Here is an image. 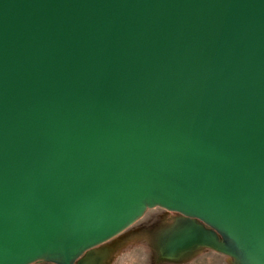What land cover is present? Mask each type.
I'll list each match as a JSON object with an SVG mask.
<instances>
[{"label":"water","instance_id":"95a60500","mask_svg":"<svg viewBox=\"0 0 264 264\" xmlns=\"http://www.w3.org/2000/svg\"><path fill=\"white\" fill-rule=\"evenodd\" d=\"M140 240L264 264V0H0V264Z\"/></svg>","mask_w":264,"mask_h":264},{"label":"rangeland","instance_id":"374dc122","mask_svg":"<svg viewBox=\"0 0 264 264\" xmlns=\"http://www.w3.org/2000/svg\"><path fill=\"white\" fill-rule=\"evenodd\" d=\"M161 209L160 207L149 209L135 225L145 222L152 217L155 218L154 215L161 211ZM112 264H156V262L153 259V252L148 242L140 240L132 242L121 251ZM168 264H229V262L225 254L212 249H206L188 262Z\"/></svg>","mask_w":264,"mask_h":264},{"label":"flooded vegetation","instance_id":"af4514ba","mask_svg":"<svg viewBox=\"0 0 264 264\" xmlns=\"http://www.w3.org/2000/svg\"><path fill=\"white\" fill-rule=\"evenodd\" d=\"M154 216L155 218L152 217L145 222L134 225L132 227V230L136 233L145 230L151 231L156 227H159L164 221L173 219L175 216H179V214L175 212L167 211L165 209H161V211L157 212Z\"/></svg>","mask_w":264,"mask_h":264}]
</instances>
